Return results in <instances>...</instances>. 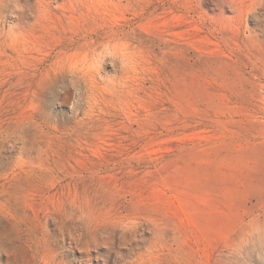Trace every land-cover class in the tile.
<instances>
[{"label":"rangeland","instance_id":"1","mask_svg":"<svg viewBox=\"0 0 264 264\" xmlns=\"http://www.w3.org/2000/svg\"><path fill=\"white\" fill-rule=\"evenodd\" d=\"M236 1L0 0V264H264V0Z\"/></svg>","mask_w":264,"mask_h":264},{"label":"bare ground","instance_id":"2","mask_svg":"<svg viewBox=\"0 0 264 264\" xmlns=\"http://www.w3.org/2000/svg\"><path fill=\"white\" fill-rule=\"evenodd\" d=\"M225 2H230V6H232V8H234L235 11H240V4L237 3L236 0H224ZM221 2V1H220ZM222 4V3H221ZM229 5V4H228ZM223 6V4H222ZM227 6V5H226ZM228 7V6H227ZM47 8V7H46ZM67 38V39H66ZM98 40L100 41V39L98 38ZM98 40L95 39V35L92 33H83L81 31H79L78 33H75L69 37L65 36L63 37L59 43L56 46V51L59 50L56 53L57 55H62V57L64 59H66L67 61H69L72 65V77L74 78L75 81L82 83V77H79L80 75L82 76H86L84 73H81L82 71H84L85 66L92 61L93 63L96 60L97 56H100L98 54V48L93 49L94 46L97 45ZM82 50L84 51V55L81 57V62L82 64L79 63V61L74 62L73 59L74 57H77L75 55V52L77 50ZM72 52V53H71ZM90 79H92L91 77H89ZM81 91V90H80ZM12 146V145H11ZM3 148V147H2ZM4 150V149H3ZM22 159H19L16 161L14 167L16 170L20 169V163H21ZM15 169L13 170L15 172ZM12 171V172H13ZM25 173V172H24ZM17 177V175H15ZM14 176V177H15ZM4 207V206H3ZM20 222V221H19ZM66 226V225H65ZM39 228V227H38ZM62 228V226H61ZM63 232V231H62ZM64 234V233H63ZM48 244V243H47ZM56 256V255H55ZM46 263V262H45ZM55 264V263H54Z\"/></svg>","mask_w":264,"mask_h":264}]
</instances>
